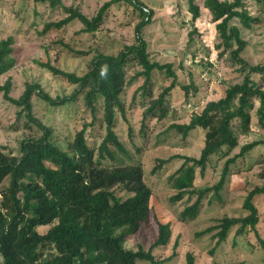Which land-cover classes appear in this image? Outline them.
<instances>
[{
	"label": "trees",
	"instance_id": "trees-1",
	"mask_svg": "<svg viewBox=\"0 0 264 264\" xmlns=\"http://www.w3.org/2000/svg\"><path fill=\"white\" fill-rule=\"evenodd\" d=\"M35 4L47 6L50 10H60L65 16L55 21L45 22L42 34L59 30L73 21L82 25L80 32L94 33L104 22L106 12L114 4L130 3L140 11L141 21L135 27V42L125 45L117 54L98 52L92 58L89 70L78 75L52 64L40 65L52 74L61 76L78 88L68 96L52 97L40 83L27 81L20 97L11 95L12 80L0 83L3 98L20 108L18 116L26 115L42 131L38 137L20 141L19 154L0 149V259L3 264H137L138 259L160 264L153 250L167 245L172 235V223L161 221L154 215L157 226L156 240L149 249L142 245L138 249L127 248L125 242L141 225L147 223L151 215L150 200L152 189L145 181V169L141 163L106 166V157L114 159L110 146L118 150L126 149L116 134V117L119 112L126 117L122 93L129 84V65L136 64L140 69L133 78L143 77V84L137 89L144 96L150 94L155 70L164 72L170 80L158 97H151L144 106L142 124L150 118L163 120L170 113L167 96L180 87L186 96L190 90L197 91L193 80L184 85L172 63H160L151 58L148 43L143 36V28L152 22V11H144L140 0H108L89 17L73 5L67 6L62 0H32ZM197 0H189L192 19L200 16ZM247 0H206L205 6L217 22L220 43L217 45L230 50L232 59L245 72L243 81L226 89L219 99L210 100L198 110L192 111L188 123H172L169 129H176L184 137L197 128L205 131V144L199 157L173 154L166 159H158L157 168L173 159H181L180 167L169 177L176 183L178 191L171 197L179 201L186 197L187 204L179 214V220L196 219L203 207L204 199L213 193L220 194L230 172L231 163L260 144L258 139L241 146L240 151L224 165L220 180L204 187L195 185L196 173L204 175L210 165L212 155H225L240 144V135L251 129L252 111L256 109L259 126L264 129V88L251 74L264 75V64L251 65L242 53L247 41L241 29L232 21L239 19L245 27L260 22L247 9ZM264 6V0H254ZM196 29L189 32L190 40ZM236 47L233 48V46ZM14 38L0 39V75L11 70L16 60L13 57ZM223 51V52H224ZM81 53V51H76ZM222 53H220L221 55ZM107 72L101 77L102 66ZM84 92L85 104L96 120L98 102L103 103L102 122L106 135L98 149L88 142V126L84 124L70 143L63 149L53 139L51 128L33 115L32 97L37 94L53 106L64 105ZM134 93V98L136 96ZM256 100L259 105L256 107ZM264 176V173H262ZM120 188L128 193L117 194ZM264 194V184L255 186L247 193L243 207L247 213L242 216H224L214 225L200 231L198 235L212 233L216 244L225 241L236 227L235 236L253 232L264 249V238L258 228L261 215L254 198ZM51 225L46 232L40 228ZM178 247V241L174 249ZM176 251L167 259L172 258ZM165 260V259H164ZM187 264H195L192 253H187ZM214 264H219L215 262ZM242 264V263H240Z\"/></svg>",
	"mask_w": 264,
	"mask_h": 264
},
{
	"label": "rangeland",
	"instance_id": "rangeland-1",
	"mask_svg": "<svg viewBox=\"0 0 264 264\" xmlns=\"http://www.w3.org/2000/svg\"><path fill=\"white\" fill-rule=\"evenodd\" d=\"M62 1L92 17L108 0ZM140 1L144 4L145 12L153 13L152 22L143 28L151 58L160 63H172L179 82L187 85L193 80L197 91L190 90L186 96L180 87L172 90L167 96L170 107L168 116L163 120L150 118L143 125L144 106L151 97H158L170 80L164 72L155 70L150 94L144 96L141 90L136 92L143 84V77L133 78L140 67L136 64L128 66L127 77L130 82L121 95L126 117L118 112L115 127L126 151L122 152L111 145L114 159L106 157L102 163L110 167L141 163L145 169V181L152 189V196L149 221L129 236L125 245L135 250L140 245L149 249L157 237L153 217L156 215L161 221L172 223L170 242L153 250L160 264H187V253L193 254L195 264H264V249L253 232L235 236L234 227L228 238L220 244H216L213 237L215 232L198 235L224 216H242L247 213L243 207L247 193L253 187L264 184V144L256 146L231 163L224 188L218 197L210 193L204 199L202 210L194 220H179V214L187 204L186 197L179 201L171 200L178 188L169 177L183 160L173 159L152 172L158 159H166L173 154L200 156L205 144V131L202 128H197L184 137L178 130L169 129V126L172 123H188L193 113L190 104L201 107L210 100L219 99L227 88L243 81L245 72L239 70L230 50L218 48L220 40L217 22L205 6L206 0L196 1L200 7V16L196 20L192 19L189 11V0ZM246 3L247 9L253 16L259 17L260 22L254 23L250 28L245 27L239 19H234L232 23L241 29V34L247 41L243 58L251 65L264 64V6L254 0H247ZM64 16L62 11L50 10L32 0H0V39L9 36L14 38L13 57L16 60L11 70L0 75V83L12 80L13 97L21 96L27 81L40 83L52 97L71 95L78 86L52 74L40 62L50 61L63 70L83 75L89 70L96 53L117 54L125 45L134 43L135 27L142 19L140 11L130 3L114 4L106 12L99 30L94 33L80 32L81 23L73 21L62 29L42 34L45 22ZM192 29L196 31L190 40L189 32ZM251 76L264 88V75L253 73ZM32 103L33 115L51 128L54 141L63 149H68L77 132L84 124L90 125L92 121L95 124L87 129L89 144L98 149L106 135L105 124L102 122V100L98 102L96 120H93L94 116L85 104L84 92L64 105L53 106L37 94L33 95ZM258 105L256 100V107ZM19 110V107L6 101L0 93V149L13 154L20 153L22 139L38 137L42 132L26 115L18 116ZM255 110L252 111V129L248 134L240 135L239 146L228 155L224 154L226 148L223 152L212 155L204 175L197 171V187L216 184L226 161L238 154L242 145L264 139V129L259 126ZM117 194L128 196L120 188L117 189ZM254 202L261 215L258 228L264 238V194L256 196ZM50 227L51 225L43 226L40 231L46 232ZM176 241L178 247L175 250ZM174 251L176 254L167 259ZM0 264H3L2 259ZM137 264L151 262L138 259Z\"/></svg>",
	"mask_w": 264,
	"mask_h": 264
},
{
	"label": "clouds",
	"instance_id": "clouds-1",
	"mask_svg": "<svg viewBox=\"0 0 264 264\" xmlns=\"http://www.w3.org/2000/svg\"><path fill=\"white\" fill-rule=\"evenodd\" d=\"M107 70H108L107 65L102 66L101 71H100L101 77L105 76Z\"/></svg>",
	"mask_w": 264,
	"mask_h": 264
},
{
	"label": "built area",
	"instance_id": "built-area-1",
	"mask_svg": "<svg viewBox=\"0 0 264 264\" xmlns=\"http://www.w3.org/2000/svg\"><path fill=\"white\" fill-rule=\"evenodd\" d=\"M192 104H190V107L192 108V111H196L198 110L200 107L199 106H193Z\"/></svg>",
	"mask_w": 264,
	"mask_h": 264
}]
</instances>
